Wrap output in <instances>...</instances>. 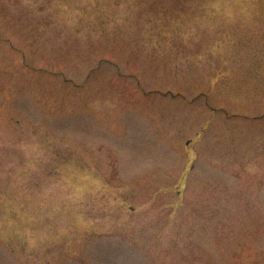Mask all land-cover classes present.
I'll list each match as a JSON object with an SVG mask.
<instances>
[{
    "label": "rangeland",
    "instance_id": "374dc122",
    "mask_svg": "<svg viewBox=\"0 0 264 264\" xmlns=\"http://www.w3.org/2000/svg\"><path fill=\"white\" fill-rule=\"evenodd\" d=\"M0 264H264V0H0Z\"/></svg>",
    "mask_w": 264,
    "mask_h": 264
}]
</instances>
